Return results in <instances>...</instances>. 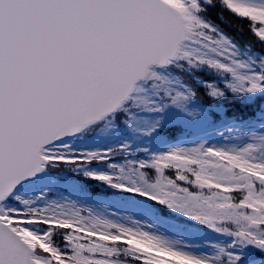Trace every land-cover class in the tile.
<instances>
[{
    "label": "snow or ice",
    "instance_id": "1",
    "mask_svg": "<svg viewBox=\"0 0 264 264\" xmlns=\"http://www.w3.org/2000/svg\"><path fill=\"white\" fill-rule=\"evenodd\" d=\"M0 264H264V0H0Z\"/></svg>",
    "mask_w": 264,
    "mask_h": 264
},
{
    "label": "trees",
    "instance_id": "2",
    "mask_svg": "<svg viewBox=\"0 0 264 264\" xmlns=\"http://www.w3.org/2000/svg\"><path fill=\"white\" fill-rule=\"evenodd\" d=\"M215 19V22L220 24L224 30L229 32L230 34L237 36L241 42H244L245 40L250 39V37L247 34V23L243 22L233 15L229 14L228 12L223 13V19H218L215 16L213 17ZM237 27H242L244 31V36L240 37L237 32Z\"/></svg>",
    "mask_w": 264,
    "mask_h": 264
}]
</instances>
